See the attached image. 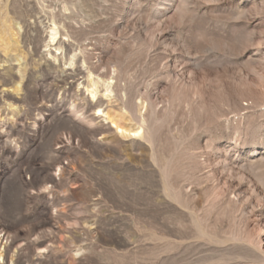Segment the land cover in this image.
Instances as JSON below:
<instances>
[{
    "label": "rangeland",
    "instance_id": "374dc122",
    "mask_svg": "<svg viewBox=\"0 0 264 264\" xmlns=\"http://www.w3.org/2000/svg\"><path fill=\"white\" fill-rule=\"evenodd\" d=\"M0 264H264V0H0Z\"/></svg>",
    "mask_w": 264,
    "mask_h": 264
},
{
    "label": "bare ground",
    "instance_id": "6f19581e",
    "mask_svg": "<svg viewBox=\"0 0 264 264\" xmlns=\"http://www.w3.org/2000/svg\"><path fill=\"white\" fill-rule=\"evenodd\" d=\"M54 27L52 28V32H51V40L53 42H55L57 35L59 33L58 29L56 28L55 25H53ZM20 85V84H19ZM87 85V84H86ZM16 90H19V87L16 88ZM87 90L88 92L92 95L93 98H95L98 94V87H97V82L93 79H91L87 85ZM107 90L109 91L110 88L108 87ZM20 92V91H19ZM98 115L99 116L101 114L104 115V118L106 120H108L111 124H112V128H114L116 130V132L118 134H120L121 136L124 137H128V138H138L139 136H142L143 134V129L141 126L135 127V128H127L121 124H119L110 114L109 111H105L102 107H98Z\"/></svg>",
    "mask_w": 264,
    "mask_h": 264
}]
</instances>
